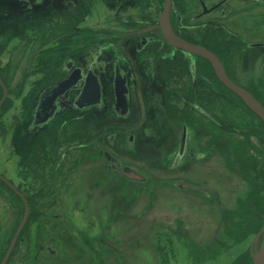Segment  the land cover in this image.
<instances>
[{"label": "flooded vegetation", "instance_id": "obj_1", "mask_svg": "<svg viewBox=\"0 0 264 264\" xmlns=\"http://www.w3.org/2000/svg\"><path fill=\"white\" fill-rule=\"evenodd\" d=\"M4 4L25 13L20 38L31 33L33 39L41 40L39 49L33 45L28 51L32 59L21 87L27 86L29 94L20 93L22 106L19 111L9 112L8 123L6 114L14 102L8 105L12 91L6 81L3 55L11 49L0 41V79L7 88L0 129L4 133H18L20 144L14 152L18 176L29 174L36 182H48L56 176L65 178L63 169L68 165L69 154L77 148L84 150L93 140L101 143L104 138L109 145H118L138 157L134 131L119 136L117 131L111 132L117 129L116 123H111L106 137L100 125L102 120L131 121L142 97L145 119L140 132L145 140L160 145L156 137L161 136L166 123L172 121L179 126L177 149L162 159V167L175 172L188 161L208 159L214 135L231 131L243 134L242 138L250 142L246 133L255 132V177L264 184V120L221 80L208 58L169 41L160 26L166 0H0L2 10ZM233 17L238 20L237 30L230 27ZM170 23L178 36L216 54L228 77L249 90L264 106V74L254 75L258 68H264V39L259 38L264 29V0H172ZM5 25L8 24L1 19L0 37L5 35ZM194 30H200V34ZM0 91L1 101V83ZM230 102L235 110L239 107L243 111L236 116H241L242 123L245 111L253 117L254 129L230 119ZM86 120L94 126L88 133L84 127ZM196 135L205 136L206 149L194 142ZM25 145H29L27 150ZM98 155L105 161V170L112 177L117 176L125 187L144 189L160 181L108 149H100ZM82 161L83 155H79L72 159L71 166L78 167ZM117 162L121 169H132L142 178L124 175L116 167ZM11 182L28 201L22 189ZM175 185L210 198L207 190L191 182L179 181ZM14 193L24 204L21 195ZM256 205L257 230L251 243L264 223V206L258 202ZM46 226L50 230L55 228L52 221ZM262 239L258 238L254 251L260 249ZM250 247L248 258L254 264ZM42 249L54 257L60 255L51 233ZM167 251L165 248L163 255L169 256Z\"/></svg>", "mask_w": 264, "mask_h": 264}, {"label": "rangeland", "instance_id": "obj_2", "mask_svg": "<svg viewBox=\"0 0 264 264\" xmlns=\"http://www.w3.org/2000/svg\"><path fill=\"white\" fill-rule=\"evenodd\" d=\"M24 14L5 4L2 10L0 5V25L1 19L8 24L0 41L11 49L3 55L6 81L12 91L8 105L14 102L8 113L21 108L20 93L29 94L27 86L21 87L32 59L28 51L33 45L34 49L41 45V40L33 39L31 33L20 38ZM230 27L239 29L237 17L231 19ZM193 32L200 34V30ZM259 38L264 39V29ZM258 69L254 75L264 74V68ZM17 82L19 86H15ZM144 104L141 97L131 121L102 120L104 123L100 125L106 137L111 123L117 125L111 132L117 131L119 136L134 131L138 157L118 145H109L105 138L101 143L93 140L84 150L77 148L74 154H69L68 165L63 169L65 178L56 176L48 182H36L29 174L18 176L14 157L20 144L18 133L15 130L4 133L0 129V174L22 189L31 208L29 222L8 264H162L165 248L169 260L174 262L170 264H231L248 252L257 230L256 202L264 206V184L255 177V132L246 133L250 142L242 138L243 134L231 131L227 135H214L211 157L197 163L188 161L179 171L171 172L160 162L177 149L179 126L168 121L161 136L156 137L160 145L145 140L140 132L145 119L141 109ZM228 113L230 119L242 123L241 116L236 117L243 113L241 108L235 110L230 102ZM242 118L245 121L240 126L254 129L251 115L245 111ZM84 124L85 133L92 131H89L94 127L91 122L86 120ZM194 139L202 150L206 149L204 135H196ZM25 146L27 150L29 145ZM102 148L130 165L143 167L160 181L144 189L125 187L117 176L112 177L105 170V161L98 155ZM79 155H83V161L72 167V159ZM179 181L207 190L210 198L176 187L175 182ZM113 188L116 191H111ZM23 214L21 199L0 180V262ZM57 215L60 218H55ZM48 221L54 223L53 230L46 226ZM251 230L254 232L250 233ZM49 233L60 251L58 257L42 249Z\"/></svg>", "mask_w": 264, "mask_h": 264}, {"label": "water", "instance_id": "obj_3", "mask_svg": "<svg viewBox=\"0 0 264 264\" xmlns=\"http://www.w3.org/2000/svg\"><path fill=\"white\" fill-rule=\"evenodd\" d=\"M171 5H172V0H166V6H165V10L161 16V25H160L163 28L165 35L169 39V41L174 46H176L180 49L192 51V52H195L197 54H200V55L208 58L212 62L213 66H214L218 76L221 78V80H223L224 83L231 90H233L235 93H237L251 110H253L256 114H258L264 120V106H263V104L260 103L257 100V98L249 90H247L246 88L234 83L228 77V75H227V73L223 67V64L221 63L220 59L218 58V56L216 54L212 53L211 51H209L207 48H205L203 46L196 45L194 43L186 41L185 39L181 38L180 36H178L173 31V29L171 27V23H170V7H171ZM0 83L2 84L3 89H4V96H3L2 100L0 101V113H1V107H2V104H3L5 97L7 95V88L1 79H0ZM114 163H115V161H114ZM116 167L119 168L124 175H126L130 178H136V179L142 178V176H140V174H138L137 172H135L132 169H129V168H126L125 170L121 169L119 167L118 162L116 163ZM0 179L3 182H5L12 190H14L20 194L19 190L5 176L0 174ZM187 186H189L191 188L193 187L190 185H187ZM20 195L24 201L25 211H24L23 217L21 219V222H20L19 226L17 227V229H16V231L12 237V240H11L0 264H7L8 263L11 255H12V252L15 249V246L18 242V239L22 233V230L24 229V227L27 224V221L29 219V215H30L29 203L22 194H20ZM260 236L263 237L260 249L259 250L257 249L256 251H254V246L257 243V240ZM250 254H251V257L253 259L254 264H264V223H263L260 231L257 233L256 237L253 239V241L251 243Z\"/></svg>", "mask_w": 264, "mask_h": 264}, {"label": "trees", "instance_id": "obj_4", "mask_svg": "<svg viewBox=\"0 0 264 264\" xmlns=\"http://www.w3.org/2000/svg\"><path fill=\"white\" fill-rule=\"evenodd\" d=\"M8 186V185H7ZM9 187V186H8ZM11 189V188H10ZM12 190V189H11ZM13 191V190H12ZM14 192V191H13ZM27 226V225H26ZM25 229V228H24ZM254 231L253 230H251L250 231V233H253ZM249 233V232H248ZM241 240V238L238 240V241H240ZM165 250V249H164ZM163 253H164V251H163ZM249 255H248V252L247 253H243L239 258H238V260H235V261H233L232 263L233 264H250V260H249ZM10 260V259H9ZM9 262V261H8ZM231 263V264H232ZM8 264V263H7ZM162 264H170V262H169V258H168V256L166 257V255L164 256V255H162Z\"/></svg>", "mask_w": 264, "mask_h": 264}]
</instances>
